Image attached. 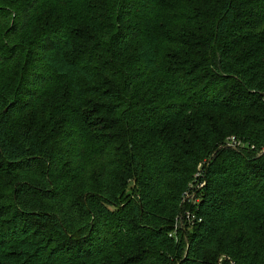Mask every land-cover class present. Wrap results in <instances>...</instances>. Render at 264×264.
<instances>
[{"label": "trees", "instance_id": "16d2710c", "mask_svg": "<svg viewBox=\"0 0 264 264\" xmlns=\"http://www.w3.org/2000/svg\"><path fill=\"white\" fill-rule=\"evenodd\" d=\"M0 264H264V0H0Z\"/></svg>", "mask_w": 264, "mask_h": 264}, {"label": "built area", "instance_id": "2783aa9c", "mask_svg": "<svg viewBox=\"0 0 264 264\" xmlns=\"http://www.w3.org/2000/svg\"><path fill=\"white\" fill-rule=\"evenodd\" d=\"M228 145L232 148H236L238 143L232 137L228 141ZM202 169L200 168L196 173L193 182L189 184L188 189L183 194L181 200V206L184 208L187 205L192 207H197L201 189L204 186V181H199L201 179ZM201 218L197 217L194 211L185 208L184 212L175 220L172 231L169 233V237L174 240H178L177 232L185 233L187 226H192L195 223H200Z\"/></svg>", "mask_w": 264, "mask_h": 264}, {"label": "rangeland", "instance_id": "374dc122", "mask_svg": "<svg viewBox=\"0 0 264 264\" xmlns=\"http://www.w3.org/2000/svg\"><path fill=\"white\" fill-rule=\"evenodd\" d=\"M229 140H230V139H229ZM229 140H228V141H229Z\"/></svg>", "mask_w": 264, "mask_h": 264}]
</instances>
